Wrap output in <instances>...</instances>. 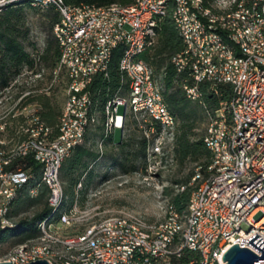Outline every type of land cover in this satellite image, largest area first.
<instances>
[{
  "label": "bare ground",
  "instance_id": "obj_1",
  "mask_svg": "<svg viewBox=\"0 0 264 264\" xmlns=\"http://www.w3.org/2000/svg\"><path fill=\"white\" fill-rule=\"evenodd\" d=\"M12 1L16 0L0 1V10ZM33 1L34 5L41 7L53 5L61 17L53 30L60 49L59 62L53 73L55 79H58L62 74L67 77L66 104L59 119V134L53 137V129L43 121L35 103H29L32 97L44 94L51 87L31 89L30 86L20 90L19 87L14 89L11 85L13 81L10 87L1 91L0 109H4V112L0 115V202L9 197L11 179L7 178H16L20 170H11L12 164L18 159L27 157L26 152L32 148V143L38 141L42 144L34 147V155L49 156L47 146L66 141L70 130L75 129L78 120H82L85 105L83 102H77L78 92L91 95L86 99L88 111L84 115L83 132L78 138V145L85 143L86 135L93 127L101 126L103 139L100 147L103 146L105 140H110L113 137L118 107L120 105L125 107V122L128 115L137 119V111L134 106L142 105L141 97L130 98L127 95L131 83V67H135L137 64V57L122 56L119 65L120 84L115 93L106 100L103 112L100 113L98 111L100 103L93 96L95 91L92 89L93 84H86L91 82V73H84L83 79L74 81V78L79 76V56H84V51L87 48L95 47L100 41V34L94 33V31H79L76 41H70L66 34H63L70 32V25L66 24L64 19V7H60V3H57V1L64 2V0ZM146 2L147 0H133V3L127 6L113 4L106 7L84 4L72 6L65 2L64 5L79 15H98L99 18L118 19L119 15L132 13L136 6L145 5ZM160 2V16L156 20V27L149 39V48L157 42L162 23L170 18L184 45L181 52L171 57V65L179 75H182L180 66L184 65L186 51L191 47L196 51L195 67H203V74L197 75L192 66L183 67V90L188 99L192 101L202 99L200 85L203 83H209L208 85L214 89L216 68L218 67L215 46L201 48L198 35L193 34L192 29H196V22L194 18H191L189 7L198 12V20L202 21V31L208 34L212 41H217V46H222V59H230L243 54L244 57L251 59V66L264 75V31L258 32V39L255 37V24H258V16H252L249 13L261 10V0H160ZM185 21H187V27H185ZM138 44H144V34H137V37L130 38V47H137ZM119 46L123 47L124 55V36H115L110 55L102 56V66H100V73H97L96 79L98 77L109 79L112 53ZM207 56L208 66H203V61ZM141 72L142 78L147 79L151 95V98L148 99L150 118H153L160 129L158 139L156 136H147V155L149 152L156 151V167L148 166L147 162L145 168L144 178L147 181L148 178L158 176L162 170L167 168L168 159L171 158L169 155L175 154L178 122L163 93L162 79L166 76V68L158 71L149 62H142ZM28 74H34V76L27 77ZM40 78H42L41 72L34 73L26 70L24 75L15 79V82L16 84L25 82L27 85H32L31 83L38 82ZM222 85H229V77L221 78ZM230 87L233 93L232 98H236V102L228 103V125H235L236 114L238 118H245V108L239 107H244L247 103L248 88H241L239 91L237 84H230ZM6 92H9L10 96L4 100L2 96L4 98ZM114 101L118 104H115ZM14 126L15 129H13ZM222 130L223 116H220V119L212 120L210 123L205 140L206 146L212 154V165L208 170V176L201 178L202 184L192 193L187 209L180 214L175 211L172 205H169L165 218L158 224H150L135 217L111 216L85 227L82 231L71 233L74 229L82 228L83 215L81 213L83 212L79 210L78 200L73 207L75 210L72 208L66 212L59 209L65 198L60 168L67 157H62L52 169V187L56 199L50 204V197H47L52 212L39 222L40 236L9 249L0 257V261L11 264H28L44 259L50 264H97L99 263L100 249L103 246L108 243L121 242L150 245V249H158L159 254L163 257L174 258L170 264H179L178 262L183 260L186 252L185 246H187V249H191L189 252L196 253L198 257L193 258L195 259L193 263H186L215 264L213 263V252H216V246L221 245L220 233L225 232L227 227H230V231H237L233 210H225L223 222H221L219 205H227L233 201L234 197L257 189L264 183V153L262 159L258 155L264 151V113L260 115L259 107L251 106V118H249L247 126L242 129L238 143L234 139L235 127H227L223 134H220L219 145V133ZM9 131H13V135L4 136ZM256 135L257 139H260L258 142L257 139H253ZM218 146L219 150H217ZM71 152L73 150H69V154ZM39 164L42 166L44 182L47 175V162H39ZM24 175L28 176L13 191L12 199L9 200L6 219H0V230L17 224V221L11 217L13 201L32 176L25 170ZM200 177L197 176L193 181L195 182ZM178 190L180 189L178 188ZM37 192V188L29 190L32 196ZM213 195L219 197H212ZM159 196L163 198V192ZM205 210L208 220L213 223L212 233H208V227L200 228L205 218ZM175 213L178 214L176 218ZM250 216H258V208H251ZM67 228L72 230L64 231ZM156 264H167V260H159Z\"/></svg>",
  "mask_w": 264,
  "mask_h": 264
},
{
  "label": "trees",
  "instance_id": "obj_2",
  "mask_svg": "<svg viewBox=\"0 0 264 264\" xmlns=\"http://www.w3.org/2000/svg\"><path fill=\"white\" fill-rule=\"evenodd\" d=\"M64 2L72 6L84 4L94 7H106L113 4L127 6L133 3V0H64ZM25 5L30 8L44 11L43 16L47 23V29L49 33L51 32L52 34L46 36L43 49H41V51H36L35 54L26 51L21 40V37L26 36L28 32V29H23L21 20L24 10L23 6ZM48 6L41 7L39 5H34L33 0H16L7 3L0 10V93L2 90L4 91L10 87L12 81L17 79V77L20 76L19 74L25 69L35 73L40 72L42 63L47 64V66L51 68V72L57 67L60 58V49L52 31L61 20V17L53 5ZM156 41L157 42L145 50L140 57L148 61L158 71L166 68V76L162 79L164 84V97L173 115L182 119V123H178L177 126L174 160L176 158L180 164L189 161L197 165V168L194 170V167L190 170L184 179L181 181L175 180L176 183H182L176 184L178 185L176 187L180 190L177 191V188L170 189L169 187L164 189L166 197H170V205L174 207L176 212L182 214L187 209L192 193L202 184L203 180H201V178H206L208 176V170L212 165L213 159L205 143L206 137L205 139H203V136L191 137V124L189 121L192 118L195 107L189 109L192 102L185 96L183 90L184 77L179 75L170 63L171 57L184 49L181 37L170 18H167L162 23ZM123 52L124 49L120 46L113 50L109 79L98 77L92 86V89L95 90L93 96L100 103L98 110L100 113L103 112L106 100L115 93L120 84L121 74L119 65ZM208 84L209 83H203L200 85L202 99L197 102L201 104L207 116L209 115V118L211 116V123L212 120L220 119L219 114H221L222 110L221 101L229 100L230 97L232 98L233 93L230 85L220 86L218 92L212 89L211 85ZM30 102L39 105L40 116L47 126L53 129L52 136L56 137L59 134L58 125L62 114L61 109L54 103L52 97L47 94L34 96L29 100V103ZM208 108L210 110H208ZM178 118H176L177 121ZM124 125L126 126V121ZM88 138L89 135L87 134L86 139ZM102 139L103 131L101 128V133L97 142H100ZM105 142L115 144L113 138L112 140H105ZM115 145L119 146L120 151L118 156L109 154L113 169L115 168L116 171L119 169L123 175H132L128 172L137 170L138 165L135 163L137 160L140 159L144 162L143 167L145 166L147 161L145 155H147L148 142L145 143V139L142 136L137 140L135 138L125 140L122 137L121 141ZM95 156L96 154H94L92 150L84 146V144H81L75 147L73 152L62 162L60 178L65 182V198L62 201V206L60 205V210L66 212L70 211L79 197L78 192L86 194L89 190L90 184L93 182L96 173H94L92 169H88L87 172L84 171L87 167L89 158ZM99 157H101V155H99ZM22 168L32 176L28 184L13 201L11 217L15 218V215L25 211L35 203L43 202L44 206L32 217L17 219V224L13 227L0 230V242L10 241L13 247L38 238L41 234L38 228L39 222L47 218L52 212V209L49 207L48 198L46 197L47 187L42 179V166L30 156H27L14 161L10 169L17 171ZM137 172L138 171H135V173ZM82 175L84 176L82 177ZM197 176H201L200 179L193 182V179ZM107 177L108 174L104 173L102 175V180ZM79 184H82L81 189H77ZM74 187L75 189H73ZM31 188H37L38 193L32 196L29 193ZM197 257L196 253L185 252L184 259L186 261ZM184 259L178 263L188 264Z\"/></svg>",
  "mask_w": 264,
  "mask_h": 264
},
{
  "label": "built area",
  "instance_id": "obj_3",
  "mask_svg": "<svg viewBox=\"0 0 264 264\" xmlns=\"http://www.w3.org/2000/svg\"><path fill=\"white\" fill-rule=\"evenodd\" d=\"M57 3H60V7H64V19L66 24L70 25V32L63 33L66 34L68 40L76 41L77 32L79 31H94V33L100 34V41L95 47L87 48L84 51V56H79V76L78 78H74V81L76 79H83L84 73H91V82L86 84H94L97 73H100L102 56L110 55L115 36H124L125 54L123 56L137 57V64H135V67H131V83L127 95L130 98H142V105L134 106L135 111H137V119L133 121L139 127L145 143L147 136H156V139H158L160 129L155 121H153V118H150L148 110V99L151 98L149 85L147 79L142 78L141 72V63L148 61L141 58L140 55L149 48V39L153 35L156 20L160 16V0H147L145 5L136 6L134 12L119 15L118 19L99 18L98 15H79L77 12H72L70 7L65 6L64 2L57 1ZM188 9L191 11V18L195 19L196 29L192 30L194 35H198L201 48L215 46V51H217L218 67L216 68L214 90L219 92L222 77H229V85L237 84L239 91L241 88H248L247 103L244 107H239L245 108V118H238L236 114L235 125H228V102H236V98L230 97L229 100L221 101L222 112L219 115L223 116V130L219 133V145L220 134H223L227 127H235L234 139L238 143L242 129L247 126L248 120L251 118V106H258L260 115L264 113V75L254 66H251V59L244 57L243 54L242 56L231 57L230 59H222V46H217V41H212V38L202 31V21L198 20V12L190 7ZM249 13L252 16H258V24H255V37L258 39V32L264 31V0H261L260 11ZM185 27H187V21H185ZM137 34H144V44H138L137 47H130V38L137 37ZM195 55L196 51L189 47L186 51L185 63L183 66H180L182 76H184V66H192L196 75L203 74V67H195ZM203 66H208V56L204 59ZM26 70H23L19 75H24ZM90 96V93H77V102H83L85 105L84 115L88 111L86 99L90 98ZM114 103L118 104L115 101ZM84 115L82 120H78L75 129L70 130L69 137L66 141L56 142L53 146H47L49 156L34 155V147L36 145H42L38 141H34L32 148L26 152V155L30 156L37 163L47 162V175L43 183L47 187L46 197H50V204L56 199V194L52 187V169L62 157L69 156V150H74L78 146V138L83 132ZM253 139H257V135ZM259 140L257 139V142ZM217 150H219V146ZM263 153L264 151H261L258 154L260 159H262ZM145 159L148 162V166L156 167L155 150L145 155ZM27 176L24 175V169L22 168L18 171L16 178H7L11 179V190L8 199L0 202V219H6L7 208L9 206V200L12 199V193ZM212 197L219 196L213 195ZM251 208H258V216H250ZM73 210L75 209L73 208ZM225 210H233V219L234 223H237V231H230V227H227L225 232L220 233L221 245L216 246V252H213V263L223 264L224 262L221 259L223 253L234 243H237L240 247L249 248L260 255L261 251L254 249L246 240L255 233L264 239V183L257 189L249 190L245 194L234 197L233 201L227 205H219L221 222H223ZM174 216L176 218L178 214L175 213ZM212 225L213 223H211V220H208L205 210V218L200 228L208 227V233H212ZM195 235L197 236V233ZM185 248L186 252L191 251V249H187V246ZM159 260H167V264H170L174 261V258L163 257L159 254L158 249H150V245L113 242L108 243L100 249L99 263L97 264H156ZM194 261L195 259H188L185 262L193 263Z\"/></svg>",
  "mask_w": 264,
  "mask_h": 264
},
{
  "label": "rangeland",
  "instance_id": "obj_4",
  "mask_svg": "<svg viewBox=\"0 0 264 264\" xmlns=\"http://www.w3.org/2000/svg\"><path fill=\"white\" fill-rule=\"evenodd\" d=\"M23 7L24 10L21 16L22 27L24 30L28 29V32L26 36L21 37V40L25 46L26 51L31 54H35L36 51H41V49H43L46 36L48 34H52L51 32L49 33L47 29V23L43 16L44 11L30 8L26 5ZM40 72L42 78H40L38 82H33L34 84L31 83L33 86L27 85L25 82L16 84L15 80H13L14 82L12 81L14 85L13 83L11 85L14 87V89L16 87H19L20 90H23V88L25 89L26 87L30 86L31 89H46L51 87L50 90L44 92V94L50 95L54 103H56V105L61 109L62 112L66 104L65 89L67 85V77L62 74L58 79H55V75L53 73L54 71L51 72V68L44 63L41 64ZM30 76H34V74H28L27 77ZM5 94L4 98L2 96V99L4 100L6 97L10 96L9 92H6ZM14 96L17 97L15 94ZM191 102L192 103L191 106H189V109L195 107L192 118L189 121V123L191 124V137L194 138L203 136V139H205L210 126L211 116L210 118L209 115L207 116V113L204 111L200 103L192 100ZM35 105L40 111L39 105L37 103H35ZM208 110L210 109L208 108ZM0 111L1 115V113L4 112V109H0ZM123 115H125L124 106L120 105L118 107L116 118L117 128L115 127L112 137L115 144L119 143L122 137L125 140H129L131 138H135L137 140L141 137V131L133 121L136 119L132 118L130 115H128L126 126L123 130ZM178 121V123H182V119L180 117L178 118ZM99 127L101 126L93 127L89 131V138L86 139L84 143V146L88 147L94 152V154H96L95 157L89 158L87 167L84 172H87L88 169H92L94 173H96V176L93 178V182L90 184L89 190L86 194L78 192V207L79 210L83 212L81 213L83 215V224L81 225L82 228L74 229L71 233L82 231L85 227L111 216L135 217L142 219L150 224L160 223L165 218L166 210L170 205V197H166V195L164 194V189L166 187H169L170 189H176V186H178L176 184L182 183H176L175 180L181 181L182 179H184L190 170H192L194 167V170L197 168L196 163L186 161L184 162V164H180L176 158L174 160L175 156L173 155V153H171L169 155V157L171 158L168 159L169 163L167 165V168L162 170L156 177L148 178L147 181L145 180L144 176L147 161L145 163V166L143 167L144 162H142L140 159L135 162L138 165L137 170H135L138 171L137 173H135V171H132L128 172L132 175H123L119 171V169L116 171L115 168H112L113 164L109 157V154L118 156L120 151L119 146L111 144L109 142H105L103 143V146L100 147L101 141H98L99 144L97 142V139L101 133V128ZM13 129H15V126L13 127ZM7 135L12 136L13 131H9V133L5 134L4 136ZM112 138L110 140H112ZM99 155H101V157H99ZM104 173L108 174V177L102 180V175ZM83 176L84 175H82V177ZM62 182L65 186V182ZM81 188L82 184H79L77 189ZM73 189H75V187ZM162 192L163 198H160L159 195ZM43 206V202L35 203L34 205L28 207L25 211H22L15 215L14 219L17 221V219L23 217H32L35 213L39 212L43 208ZM71 230V228H67L64 231L69 232ZM12 247L13 245L10 241L0 242V257H2L3 254Z\"/></svg>",
  "mask_w": 264,
  "mask_h": 264
},
{
  "label": "water",
  "instance_id": "obj_5",
  "mask_svg": "<svg viewBox=\"0 0 264 264\" xmlns=\"http://www.w3.org/2000/svg\"><path fill=\"white\" fill-rule=\"evenodd\" d=\"M125 112V107H124ZM124 118V115H123ZM246 241L257 251H261L258 255L254 251L246 247H240L237 243L232 244L223 253L221 259L223 264H264V239L258 234H253ZM0 264H11L10 262L0 261ZM28 264H50L47 260L41 259L32 261Z\"/></svg>",
  "mask_w": 264,
  "mask_h": 264
}]
</instances>
